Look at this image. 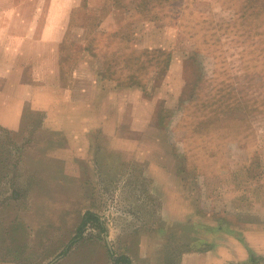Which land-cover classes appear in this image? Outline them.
I'll return each mask as SVG.
<instances>
[{"label":"rangeland","instance_id":"obj_1","mask_svg":"<svg viewBox=\"0 0 264 264\" xmlns=\"http://www.w3.org/2000/svg\"><path fill=\"white\" fill-rule=\"evenodd\" d=\"M86 210L107 231L69 247ZM263 233L264 0H0V264Z\"/></svg>","mask_w":264,"mask_h":264},{"label":"crops","instance_id":"obj_2","mask_svg":"<svg viewBox=\"0 0 264 264\" xmlns=\"http://www.w3.org/2000/svg\"><path fill=\"white\" fill-rule=\"evenodd\" d=\"M234 197H236V196L233 195V198ZM25 198H26L25 200H29V199H32V196H30V197L26 196ZM240 199H241V197H240ZM231 204H233V203H231ZM24 207L22 209H19L18 211H16L17 221L20 223L23 222L26 224L25 217H27V218H29L28 219L29 222H31L35 227V225L38 221L35 223V221L37 219H34V217H33V215H35L34 212L31 211L28 207H25L27 210H24ZM28 210L31 211V213H28L29 212ZM86 211H88V210H86ZM86 211H84L80 214V220L77 223V226L75 229L76 232H77L78 225L80 224V222L82 220V216L84 215V213ZM91 212H93V211H91ZM93 213L96 214L97 217L99 216L97 213H95V212H93ZM7 221L10 222V219H8ZM89 225H90V223H87L85 225L79 239H77L75 242H72V239L70 240L69 247L74 245L80 239L83 240L82 236H83L84 232L87 230ZM34 227L32 229H34ZM96 227H97L96 230L100 233L107 231L106 227H104V225H101V223L96 225ZM252 230H254V228ZM252 232L254 233V231H252ZM262 236H264V233L262 234ZM31 237H32L31 239H27V242L24 243L25 244L24 247L29 249V251L32 252V254L34 252L36 253L35 256H37V257H34L33 263H36V262L39 263L40 258H38V257L40 255L39 248H40L41 243H39V241L34 238L33 234L31 235ZM244 239H245L244 240L245 243L243 242V240L239 241L237 239H229V240L225 239L223 241H217V242H214V246H215L214 252H211V251L201 252L200 247H199L195 250L182 252L181 255L176 256L175 259H173V261L175 260L174 262L176 264H225V263L227 264V263H234V262L236 263L238 261L247 260V258L249 257L247 247H249L251 250L255 251L258 254L261 253L262 250H264L263 249L264 245L260 244L261 241H260L259 236H256L254 234L253 235H246V236L244 235ZM257 240H259V241H257ZM96 243H97L98 249H100V253L97 252L98 255H96V257L92 256V258H94L93 261H91V260L89 261L90 257L87 256L85 258L87 260L83 261V263L89 264V262H90V264H135L133 262V258L131 255H128V254H118L117 255L116 253L113 252V244L108 239V235L105 236L104 242L103 241L102 242L97 241ZM7 246L9 247V245H7ZM172 258H174V257H172ZM8 259H9V261H14L15 256L13 254L10 255L8 253ZM165 260H168V257H167V259H166V257H164V264L167 263V262H165Z\"/></svg>","mask_w":264,"mask_h":264},{"label":"trees","instance_id":"obj_3","mask_svg":"<svg viewBox=\"0 0 264 264\" xmlns=\"http://www.w3.org/2000/svg\"><path fill=\"white\" fill-rule=\"evenodd\" d=\"M90 221L96 222L97 224H100L99 218L97 217L96 214H94L91 211H86L84 213V215L82 216V220H81L80 224L78 225L77 233H76L75 237L72 239V242H75L77 239L80 238L83 228Z\"/></svg>","mask_w":264,"mask_h":264},{"label":"flooded vegetation","instance_id":"obj_4","mask_svg":"<svg viewBox=\"0 0 264 264\" xmlns=\"http://www.w3.org/2000/svg\"><path fill=\"white\" fill-rule=\"evenodd\" d=\"M91 222V221H90ZM89 223V222H88Z\"/></svg>","mask_w":264,"mask_h":264}]
</instances>
